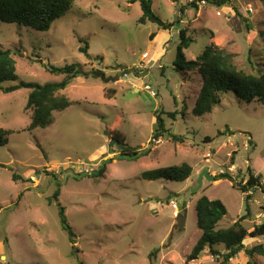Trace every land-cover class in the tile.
I'll list each match as a JSON object with an SVG mask.
<instances>
[{"label":"rangeland","instance_id":"1","mask_svg":"<svg viewBox=\"0 0 264 264\" xmlns=\"http://www.w3.org/2000/svg\"><path fill=\"white\" fill-rule=\"evenodd\" d=\"M201 1L193 6L191 0H152L164 22L180 21L170 29L139 23L140 3L130 0H76L47 31L0 21V48L11 51L18 81H60L63 76L45 66L71 63L84 71L101 69L110 78L75 77L63 93L78 103L33 130H27L29 89H0V126L10 130L8 143L0 145V264H225L223 244L214 247L218 255L206 248L187 260L201 235L196 202L203 195L222 201L227 213L218 226H230L245 212V193L233 184L245 183L249 172L260 176L263 187L253 190L251 215L242 223L248 230L264 223V104L240 102L228 92L210 113L196 116L192 108L202 76L173 67L178 32L186 28L192 38L184 50L187 60L215 44L232 54L238 68L255 72L264 58V8L260 0L220 6ZM180 5L187 6L183 14ZM79 37L88 42L90 56L80 51ZM156 109L165 112L166 129L185 142L166 133L152 138ZM172 111L179 112L175 119L167 115ZM113 134L151 151L137 160L120 158ZM111 157L103 177L90 173ZM183 162L193 168L185 181L141 176ZM205 166L210 175L233 179H204L192 191ZM57 202L74 231L73 243L60 224ZM243 243L264 246V235ZM226 264H264V254L242 250Z\"/></svg>","mask_w":264,"mask_h":264},{"label":"trees","instance_id":"2","mask_svg":"<svg viewBox=\"0 0 264 264\" xmlns=\"http://www.w3.org/2000/svg\"><path fill=\"white\" fill-rule=\"evenodd\" d=\"M139 1L142 14L138 19L139 23L151 21L157 23L164 29H170L175 23L173 21L166 23L152 8V0H130V2ZM208 3L223 5L230 0H207ZM264 8V0H260ZM76 5V0H0V21L5 23H16L26 27L33 28L37 31H47L55 23L56 20L63 17L69 10ZM191 5L196 6V2H191ZM187 6L180 5L179 12L183 14ZM237 12V10L234 8ZM179 42L176 46V58L173 62V67L176 71L196 70L202 76V83L199 91L196 94L195 103L192 108V114L202 116L210 113L213 108L220 103L222 94L232 92L238 101L242 102H258L264 104V58L262 64L255 72H248L238 68L233 61L231 53L227 52L219 45H207L204 50L197 55L195 59L187 60L184 50L189 47L192 38L187 35V29L181 28L178 32ZM79 41H84L79 47L81 52L88 56L89 44L83 38L79 37ZM170 42V41H169ZM45 66V65H44ZM45 68L53 73L62 75L60 81L47 82L40 84L37 82L18 81L16 72V62L11 55L9 49L0 48V89L3 92L9 93L19 88H28L29 93L25 105L26 110H31V122L27 130H33L37 127H45L52 122V115L56 111H61L73 104L78 103L75 100L67 97L63 91L79 75L84 77L100 78L107 82L110 80L105 72L101 69H90L84 71L78 64L71 63L63 66L47 65ZM136 75V72H134ZM6 82H16L8 86H2ZM187 105H183L182 116ZM179 112H167V115L175 119ZM165 112L162 109L154 111V128L152 138H158L166 133L167 137L174 142H185L183 135L172 134L165 127L162 115ZM225 131H230L226 129ZM233 134V132H229ZM10 130L0 126V145L8 143ZM224 134L220 132L219 135ZM112 139L117 141L120 158L137 160L141 156H146L150 153L151 147L145 149H137L136 147L128 146L120 134H113ZM204 141H212V138L205 137ZM108 161H103L98 168L93 172L95 177H103L106 171ZM193 172L190 164L183 162L181 164L169 165L155 169H148L141 173L144 179H167L175 181H185ZM219 178L214 176L215 180L221 177H226L232 180L229 174H219ZM17 176L13 174V179ZM244 195L245 212L235 222L228 227H219L218 223L227 213V209L222 201L218 199H209L207 196H201L196 202L197 225L201 229V235L193 245L191 252L187 256V260H194L206 249L209 248L211 254L218 255L219 252L214 248L215 245L223 244L226 252L223 253V261L226 264L229 258L234 257L240 251L244 250L249 256L255 252L264 254V246L257 244L251 248H245L243 241L246 237H259L264 235V223L254 224L251 230H248L242 223L251 215L250 200L252 199L253 190L256 186L263 187L260 183V176H254L249 172V177L245 183L233 184ZM59 187L55 191V198H58ZM58 214L62 228L67 231L70 242H75V234L68 223L65 216L64 207L57 202ZM180 216L178 219H181Z\"/></svg>","mask_w":264,"mask_h":264},{"label":"water","instance_id":"3","mask_svg":"<svg viewBox=\"0 0 264 264\" xmlns=\"http://www.w3.org/2000/svg\"><path fill=\"white\" fill-rule=\"evenodd\" d=\"M215 180L213 175H210L208 166H205L203 171L199 174L197 186L192 188V191H197L202 187L203 180Z\"/></svg>","mask_w":264,"mask_h":264},{"label":"built area","instance_id":"4","mask_svg":"<svg viewBox=\"0 0 264 264\" xmlns=\"http://www.w3.org/2000/svg\"><path fill=\"white\" fill-rule=\"evenodd\" d=\"M192 1H193V0H191V2H192ZM204 1H205V0H202L201 2H202V3H205ZM250 10H251V9H250ZM124 75H127V73H125ZM144 89H145V90H148V91L150 92L151 95H155V91L152 89V87H151L149 84H145ZM84 171L88 172L89 169H88V168H85ZM94 171H95V170H94L93 168H91V172H90V173H93Z\"/></svg>","mask_w":264,"mask_h":264},{"label":"crops","instance_id":"5","mask_svg":"<svg viewBox=\"0 0 264 264\" xmlns=\"http://www.w3.org/2000/svg\"><path fill=\"white\" fill-rule=\"evenodd\" d=\"M134 89H139L137 86H134ZM210 143L212 142V141H209ZM209 168V167H208Z\"/></svg>","mask_w":264,"mask_h":264}]
</instances>
